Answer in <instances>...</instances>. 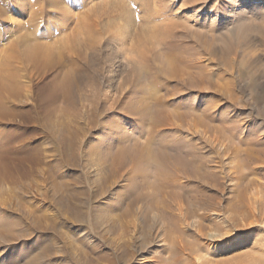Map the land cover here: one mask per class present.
Returning a JSON list of instances; mask_svg holds the SVG:
<instances>
[{
    "label": "rangeland",
    "instance_id": "1",
    "mask_svg": "<svg viewBox=\"0 0 264 264\" xmlns=\"http://www.w3.org/2000/svg\"><path fill=\"white\" fill-rule=\"evenodd\" d=\"M62 1L67 11L47 0H25L23 8L10 6L0 19V68L10 57V65L21 72L20 85L29 91L21 98L27 112L12 128L22 133V142L39 147L42 158L40 175L20 185H4L0 223L13 222L33 237L36 227H45L43 243L52 250V259L44 257L47 264H81L83 247L109 253L123 242L135 246L131 251L148 242L149 251L161 250L155 234L144 240L136 236L124 211L134 199L141 207L158 200L162 186L167 187L165 196L173 192L176 200L170 199L171 210L160 228L171 232L179 247L193 246L164 264H264V0ZM90 7L97 9L92 18ZM84 21L95 23L93 35L100 43L77 67L70 108L92 115L96 107L97 122L80 136V164L74 168L63 165L49 134L51 123L29 112L47 94L52 74L66 67L58 64L44 75L19 53L22 36L33 43H53L57 51L59 40L82 28ZM79 123L87 127L86 121ZM23 153L11 155L16 157L11 161L14 173L24 172L23 161L29 158ZM118 153L124 160L119 159L100 199L95 170L100 163L109 165ZM50 167L61 170L69 194L77 196L68 202L67 212L48 199L54 186ZM203 203L210 207L207 214L199 209ZM236 205L242 210L239 215L231 212ZM192 213L207 236H198L196 222L188 227L183 222ZM117 224V231L108 234ZM21 248V243L11 248L0 244V261L24 262L17 258ZM138 251V260L117 264H148L151 257L141 259Z\"/></svg>",
    "mask_w": 264,
    "mask_h": 264
},
{
    "label": "bare ground",
    "instance_id": "2",
    "mask_svg": "<svg viewBox=\"0 0 264 264\" xmlns=\"http://www.w3.org/2000/svg\"><path fill=\"white\" fill-rule=\"evenodd\" d=\"M47 1L49 4L54 5V7L56 5H59L61 9L68 8L67 5H65V2L62 0H47ZM1 2H3V5L2 6L0 5V19L3 18L4 16H6V13L8 12V8L10 6H16V7L23 8L27 1L25 2V0H0V3ZM192 2L193 1H191V3ZM230 2H231V0H230ZM59 6H57V7H59ZM66 11H67V9H66ZM87 11H88V9H87ZM91 11L93 12V13L92 12L90 13V14H92L91 18L93 17L94 13H95L94 16L97 15V9L95 7L91 8ZM67 15L69 16V14H66V16ZM84 15H86V14H84ZM231 15H234V14L232 13ZM64 16H65V14H64ZM31 17H33V15ZM34 18L37 20L38 16H34ZM85 18H86V16H85ZM35 19H34V21H35ZM87 19H88V17H87ZM42 20H43V18H42ZM88 20H90V19H88ZM94 22H95V19H94ZM84 23H85L84 26L82 28L78 27L80 29L73 32L72 35L70 34L69 35L70 37L69 36L66 37L65 39H63V41L59 40V42L56 44L59 51L58 50L56 51V48L54 47L55 45L54 46L51 45L53 43H51L50 45H45V44L38 42L39 40H36V42L33 43V42H29L28 39H26L25 37L22 36V38L20 40L23 41V44H21L23 46V49L19 53L21 55V57H23V59L25 58L28 62H30L32 64L33 68L38 70V72H42L44 75L48 74V72L51 71L52 69H54V67H56L58 64L66 67V69H62L60 71H57V73H55V75L52 74L50 82L47 84V94L44 96H40L37 103H35V105H33V107H31L29 112H34V115L37 113L38 114L37 116L41 117L42 121L47 122V120H48L49 123H51L50 130H49L50 133L49 132L48 133L50 134L54 144H56V149H57L56 151H58V153L62 156L63 165L64 166H71L74 168L79 167V164H80V158H81L80 152H81V147H82V142L80 140V136H83L82 134H86L87 128H89L91 125H93L97 122V118H96L97 115H95L97 113L96 107L91 109L92 115H89L87 113V111L81 113V111H79L78 109H76L74 107H73L74 112H72V110L70 108V106H71L70 95H73V94H70V86H71L72 81H74V79H77V77H78V76H76V71L78 72L77 67H80V65L83 64L84 61L86 60L87 51L94 50L97 47L98 43H100L98 40L99 37L96 38L93 35L94 33H96L95 23H88V21H86V22L84 21ZM172 23L174 24L175 20H174V22L172 21ZM172 23L169 22V24L168 23L167 24L170 26ZM77 24H79V26H80V23H77ZM159 27H160V25H159ZM160 28H159V32H161ZM162 33H164V32H162ZM27 37H28V35H27ZM33 39H35V38H33ZM157 41L158 40H156V42ZM160 43H158L159 46H161ZM118 44H119V41H118ZM81 47H83V49H81ZM9 58H8V60H9ZM20 59H22V58H20ZM8 60L3 62L2 63L3 66L0 68V122L3 123V124H0V194H3L5 192L4 185L7 182L19 183V185H20V183L22 181L33 179L36 175H40V171H39L37 165L40 162V160L42 159V158L40 159V153H41L40 148L39 147L34 148V147L29 146L28 144L22 142L24 140V139L22 140V138H23V136L21 135L22 133H19V130L12 128V126H15V122L18 119H20L24 115L25 112H27V110L25 109L24 101H22L21 98H22L23 91L25 92L28 90L25 87H24L25 88V90H24L22 87L23 85L22 84L20 85V83H19L21 76H22V75H20L21 72L19 73V70H17V68L15 69L12 65H10ZM196 61H197V59H196ZM11 66H12V68H11ZM167 67H169L168 64H167ZM25 71H27V70H25ZM54 71H56V70H53V72ZM173 73L175 75V76L173 75L174 77H179L180 73L178 74L175 71H173ZM192 100H193V98H192ZM144 102H145V99H144ZM142 107H144V106L142 105ZM144 109H146V108H144ZM209 111H210V109H209ZM198 117H199V115H198ZM198 117L196 119H199ZM179 119H181V118H179ZM201 119L203 120V118H201ZM201 119H199V121H201ZM83 120L86 121L87 127H86V125L85 126L80 125L79 122L83 121ZM154 121H156V120H154ZM44 122H42V123H43V128L45 130L46 126L44 127V125H45ZM174 122H173V124H174ZM181 122H183V121H181ZM168 125H171V124H168ZM184 126L186 127L188 125H185V123H184ZM206 127H208V125ZM209 127H211V126H209ZM262 133H264V131ZM21 142H22V144H20ZM18 144H20V145H18ZM229 146H231V145H229ZM238 149L241 150V148H238ZM41 150H43V148ZM240 150L238 153H240ZM21 152H24L23 154L29 158V159H26L23 161V163L25 164V168H27V169L21 168L24 172L14 173V171L11 168V161H13L12 159L15 156H13V158H12L11 155H16V157H17ZM119 154L120 153H118V155H116V156L114 155V157H115L114 161L109 163V165L105 166L102 163L97 165L98 169L95 170L96 171L95 175L100 177V178H99L98 184H97L98 192H96L97 193L96 196L99 197L100 199L105 195L106 184L111 181L112 175H115L117 173L116 171H118L119 159L122 158V160H124L123 157ZM122 154H124V153H122ZM18 157H20V156H18ZM19 159L22 160L21 158H19ZM19 162H21V161H19ZM12 167H14V166H12ZM18 167H19V165H18ZM14 169H15V167H14ZM49 172L51 175V179L53 180L54 186L52 188L53 196H51V197L49 196L48 199H50V202L54 203V205L56 207L58 206V208L62 209L63 212H67V211H69L68 209H70V207H71L68 204V202L71 200H75L77 198V196L75 194H72V196H71V194H69L70 193V192H68L69 186L66 182L65 177L61 174V170H59L57 168H51V169H49ZM237 180H239V179H237ZM178 183H179V180H178ZM233 183H234V181H233ZM161 185H163V184H161ZM173 185H174V183H173ZM169 186L170 185H168V187ZM166 188L161 186V189H159L161 191H159L160 197L158 200H155L154 202L149 203L145 207H141L142 205L139 206L138 199H134L125 208V211H124L125 217L132 218V223H130L131 224L130 228L134 229L136 236H138V238L140 236L144 240L145 237H147V235L153 236V234H155L154 235L155 239L159 240L158 242L161 243L160 247H162L163 249L149 251L147 248L149 246L148 243H150L148 241L152 239V238L149 239L150 237L148 238L149 239L148 241H146L147 239L145 240L146 242H148L147 243L148 245L144 244L140 248L139 251L138 250L131 251L132 250L131 248H135V246L133 247L132 245L126 244L123 241H122L123 245L122 244L121 245L114 244V248L113 249L111 248V251L109 253L102 252L100 249H96L94 246L91 249L83 247L82 251H81V255H80V263L81 264H102V263L117 264V261H122V260H125L127 258L132 259V260H138V258H136L138 256L137 254H139V253H137V251H138V252H140L139 257L141 259H146L148 255L151 257V258H148L149 259L148 264H164V263H166V261L174 260L175 258L178 257V255L180 253H182V252L184 253V251H191L193 249L192 245L186 246V247H179L177 245V242L175 241V238L172 237L171 235H169V233L170 234H172V233L168 232V234H167L166 229L163 230L162 227L160 228V225L164 224V223H162V221L165 220V215L168 214L169 210H171L170 203L173 202L171 200H174V199L176 200V198L173 199V196H175V193H173V192L172 193L169 192L170 194L168 196H165ZM165 198H168V200H166ZM130 200H131V198H130ZM151 201H152V199H151ZM247 201L250 202V200H247ZM255 203L256 202H254V204ZM208 206H207V204L206 205L204 204L202 207V204H201V207L199 208L201 210V213L207 214L209 212V208H210ZM251 207H253V206H251ZM253 208L257 209L256 206ZM240 209L241 208L238 206L237 207H231V210H232L231 212L234 215H239L240 213H242V210L240 211ZM193 214L194 213H192L189 217H187L185 219V221H183V222L185 224H187V227L195 224V222H196L197 224L193 225V226L197 227L195 229L197 230L196 233H198V236H200V237L201 236L202 237L207 236L206 235V227L200 222V220H197V218H195V216H193ZM250 214H252V213L250 212ZM256 214H257V212H256ZM211 215H213V214H211ZM0 216H1V218L4 217V215L1 213H0ZM229 218H232V217L229 216ZM5 220H6V218H5ZM256 220H258V219H256ZM109 221H110V219H109ZM100 224H101V221L98 220L96 222L95 227L99 228ZM16 225L13 222L10 223L9 221H6L5 223L4 222L0 223V238L3 240L2 242H0V244L6 246V248L7 247L11 248L12 246L19 245V243H21V247H23V248H21L22 251H21V253L18 254L17 258H23L25 261L21 262V263L19 262V264H47L46 261L44 260V257H45V255H46V257H51L52 256V250H51V246L45 245V243H43V235H46L48 233L46 228L43 226L36 227V231H37L36 235L37 236L33 237L30 232L28 233L26 231L17 230ZM127 225H129V224H127ZM117 226H118V224L113 225L108 230V234L116 232ZM121 227H123V226H121ZM126 230H123L125 232V235L127 233ZM179 232H182V231H179ZM225 234H228V232ZM225 234H224V236H225ZM219 235H221V234H219ZM40 237H42V238H40ZM130 237H129V239H130ZM216 237H217V235H216ZM222 237H223V235H222ZM222 237L218 236L219 240H221ZM211 238L213 241V239L215 237L211 236ZM153 239H154V237H153ZM209 239H210V237H209ZM217 240L218 239H216V241ZM40 243H42V245H40ZM36 244H37V246H36ZM108 248H110V247H108ZM166 254H167V257H165ZM145 255H147V256H145ZM152 255L153 256L155 255L156 258L153 257ZM51 259H52V257H51ZM6 261H9V260H5V259L1 260L0 264H7ZM9 263H10V261H9ZM14 264H17V263L14 262Z\"/></svg>",
    "mask_w": 264,
    "mask_h": 264
}]
</instances>
